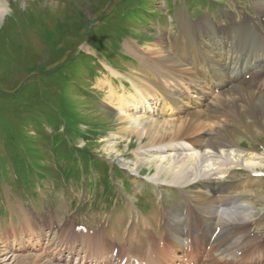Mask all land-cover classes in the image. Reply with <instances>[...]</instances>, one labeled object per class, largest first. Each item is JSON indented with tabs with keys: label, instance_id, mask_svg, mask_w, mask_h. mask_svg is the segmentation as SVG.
Segmentation results:
<instances>
[{
	"label": "rangeland",
	"instance_id": "374dc122",
	"mask_svg": "<svg viewBox=\"0 0 264 264\" xmlns=\"http://www.w3.org/2000/svg\"><path fill=\"white\" fill-rule=\"evenodd\" d=\"M1 1L5 4L6 11L2 15L3 23H0V170L3 169V175H0V264H57L56 261L51 263L45 256L41 257V249L36 251L22 246L17 254H13L6 249V246L13 247L12 244L1 247L10 226L23 222L26 217L35 223L38 234L43 233V246L48 253L52 248L55 251L59 247L56 246L58 233L50 234L44 226L48 221L54 222L56 212L57 215L65 214L74 224L85 223L92 227L107 220V213L112 212V224L128 222V231L131 234L148 216L152 213L155 216V210L165 207V217L170 210L171 222L178 228L180 213L174 207L180 201L178 197L182 195V189L159 187L152 182L149 177L156 174H153L155 165L144 162L145 157L138 149L140 145L151 146L149 140L156 131L164 133L160 123H153V119L160 116L157 117L155 113H149L147 110L139 111L131 104L133 102H130L132 106L128 105L129 110L126 111L130 114V122L117 118V103L107 101L109 92L101 83H108L100 79L111 80L112 86L117 89V95H127L130 88L135 94L136 85L142 89L143 96L151 95L143 93L146 89L151 92L150 88L153 87H148V79L153 80L150 78L151 72L159 81L165 78H162L161 74H154L153 58L149 49L147 50L148 45L161 40L160 46L165 56L160 58L171 62L172 40L185 39L184 43L174 46L185 48L191 33L190 31L186 34L181 26L187 27L190 23L192 30L196 21L203 19H210L209 22L213 21L219 25L226 24L232 22L231 18L233 21L240 20L246 12L254 17L256 13L251 6L255 0H209L213 7L200 8V11L197 10L198 6L210 4L199 0L193 10L191 5H194L196 0H185L186 7L190 9L184 6V2L176 5L172 2L173 7L169 3L170 0ZM169 13L174 14V20L170 18ZM156 23L164 25L159 26ZM163 31L170 38V43H165L166 37H159ZM263 35L264 33L261 36ZM203 38V41L208 39L205 35ZM133 39L140 45H136ZM127 42L135 51L142 48L145 50H140L142 53L139 56L135 51L129 50ZM178 53L179 51L174 49V56L179 57ZM131 55L134 62L123 64L122 62L133 61ZM102 62L121 69L122 74H114L107 67L112 75L118 76L116 80L113 79L107 70H104ZM97 75L98 78L95 79ZM154 88L157 86L154 85ZM150 98L148 100H154ZM156 109L157 106H154V110ZM256 118L253 115L238 120L233 116L227 117L225 124L233 128L240 127L234 134V138L239 140L236 147L241 148L238 146L241 145V149L246 151H262L264 131L242 126V123H259ZM135 126L141 130L135 129ZM167 132L164 137L173 133L170 130ZM138 134L142 135L141 139ZM76 140L77 144L84 145V154L74 148L76 146L73 143ZM86 148L94 158L100 159L106 166L92 159ZM259 151L254 152L261 153ZM53 154L55 159L52 158ZM10 161L14 163V168L11 167ZM54 162L57 163L58 171ZM91 162L95 168L93 172H98L97 176L87 168ZM259 164L261 165L256 168L264 169V157ZM81 167H84V170ZM240 168L219 174V184L215 187L221 188L222 191L218 190L216 194L241 195L243 203H238L239 206L250 205L253 209L249 219H257L247 225V230L253 233L251 239L255 240L256 236L264 238V178L260 180L250 177L249 180L238 182L248 175L247 169ZM130 170H134L133 173L139 172L146 179L139 175L131 176ZM43 173L48 175L37 178L41 189H26L35 184L37 175ZM81 174L82 183H74L81 179ZM59 175L64 176L65 183ZM91 177L97 178L94 189L93 185H90ZM257 182L259 183L255 185ZM235 185L237 191H231ZM251 185L254 188L251 189ZM197 188L199 189L197 184L185 187L184 191L190 193L192 198H189L193 200L185 202H190L191 208L199 217L201 210L206 212L213 224L209 213L213 209L195 200L193 192ZM33 192L35 195L31 196ZM123 192L129 197H124ZM27 199L33 202H28ZM46 200L48 202H43ZM234 200L235 197L233 202H228L227 207H233L240 202ZM134 202L137 210L144 213L140 214L136 210ZM122 204H125V207L121 208ZM217 205L218 203L216 207ZM153 218L155 219L150 217L148 221ZM164 219L163 217L158 223L161 229H166ZM184 224H187V220H184ZM141 228L143 230V224ZM236 229L239 231L238 227ZM177 232L182 233L181 228H178ZM239 234L244 235V232L240 230ZM156 236V239L161 238V235ZM123 237L128 245L132 244L133 241L129 243L128 236ZM262 242L264 243V239H260L258 245ZM38 246H42V243ZM77 259L81 260V257ZM210 262L222 264L216 256Z\"/></svg>",
	"mask_w": 264,
	"mask_h": 264
},
{
	"label": "bare ground",
	"instance_id": "6f19581e",
	"mask_svg": "<svg viewBox=\"0 0 264 264\" xmlns=\"http://www.w3.org/2000/svg\"><path fill=\"white\" fill-rule=\"evenodd\" d=\"M256 1L251 7L259 15L258 18L248 13L239 21L224 25L226 27L224 29L209 22L208 19L197 21L192 26L185 48L179 45L174 48L175 51H179L177 54L179 57L172 55L171 62L160 58L165 56L164 51L161 50V40L147 47L153 58L154 74H161L162 78H165L164 81H160L163 86L162 99L165 98L162 103L164 106L160 109V117L153 119V123H160L164 133L168 130L173 133L169 137H164L163 132L156 131L155 137L152 135L149 140L151 146L140 145L139 152L144 155V162L155 165L153 174H156L149 179L159 187H177L184 190L185 187L198 185L199 189L193 192L195 200L213 209L209 212L213 224H228L230 227L228 246L225 247L223 244L221 252L237 244L239 236L234 235L238 231L236 228L241 230L246 226L245 223L250 221L251 206L227 207L228 202H233L234 197V202L236 199L238 201L243 199L241 195L216 194L218 188L215 185L219 184V174L236 167L247 169L251 173L258 171L255 169L261 165L259 161L264 157V153L236 147L239 140L234 138V134L236 130H240V127L233 128L224 123L229 116L238 120L253 115L257 117L259 123L256 121L251 124L242 123V126L264 131V77L260 78L264 76V35L261 36L264 33V20H261L262 17L264 18V0H259L257 3ZM5 11V4L0 0V16ZM204 35L208 38L205 41L201 40ZM109 70L114 74H122L111 68ZM247 74L250 75L248 79L245 78ZM141 90L136 85L135 94L129 92L122 99L111 91L107 101L117 103V118L126 122H130L131 118L130 114L126 113L128 109L120 105L128 106L130 102H137L140 106L150 104L148 100L150 97L147 99L143 96ZM136 127L135 129L141 130ZM225 132L228 135H225ZM138 136L141 139L142 135L138 134ZM204 183L216 191L208 192L201 188ZM216 203H218L217 207ZM237 209L241 211L238 212ZM204 236L192 237L190 255L195 260H198L199 252L196 241H207ZM221 236L223 237L220 243H223L222 231L219 237ZM189 237L190 234H186L185 238L182 236L167 238L166 244L172 246V243L175 246V249L168 254V258L162 249H156L155 254L159 259L165 260L163 264H174L176 258L174 252L181 250L184 239ZM22 242L26 243L27 240ZM33 244H37L35 248L38 247L41 239L37 237L36 243ZM253 245L250 239L245 241L243 248L254 247ZM8 259L9 257L6 261ZM106 261L102 256L97 258L90 256L84 257L81 264H107Z\"/></svg>",
	"mask_w": 264,
	"mask_h": 264
},
{
	"label": "clouds",
	"instance_id": "9594fccd",
	"mask_svg": "<svg viewBox=\"0 0 264 264\" xmlns=\"http://www.w3.org/2000/svg\"><path fill=\"white\" fill-rule=\"evenodd\" d=\"M4 18L0 16V23H3Z\"/></svg>",
	"mask_w": 264,
	"mask_h": 264
}]
</instances>
